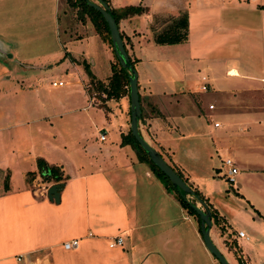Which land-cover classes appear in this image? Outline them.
<instances>
[{"label":"crops","instance_id":"obj_1","mask_svg":"<svg viewBox=\"0 0 264 264\" xmlns=\"http://www.w3.org/2000/svg\"><path fill=\"white\" fill-rule=\"evenodd\" d=\"M58 1L0 0V80L4 82L0 123L49 112L44 118L38 115L11 126L33 129L36 125L35 134H28L30 139H37L43 126L46 130L40 143L28 147L18 168L8 171V179L3 177L0 264L43 260L51 264H216L204 247L199 220L179 205L174 192L167 191L140 160L137 147L120 144V137L129 132L128 91L118 98L101 94L98 101L109 115L101 121L97 145L87 141L79 148L81 154L69 152V142L54 143L56 137H67L64 123L57 129L46 123L69 112L58 113L52 105L46 109L20 103L24 91L12 83L6 66L27 60L39 65L45 61L43 68L49 70L58 68L63 61L53 59L60 56L55 39ZM106 5L110 10L127 6L146 10L117 24L136 72L138 134L203 197L214 215L209 239L227 263L244 264L235 232L254 235L263 217L252 206L255 215L243 225L235 210L241 209L239 201L231 209L218 200L217 193L226 185L223 159H230L238 171L237 189L252 181L264 189V0H108ZM182 12L187 19L186 40L154 44L150 26L161 23L152 17L175 18ZM103 44L113 57L112 49ZM29 47L44 49L22 57L19 49ZM88 83L83 88H89ZM108 103L115 110L112 118ZM88 110L87 105L79 111ZM112 132L118 135L110 141ZM36 159L60 168L64 180L57 203L32 193L40 178ZM1 167L9 169L6 164ZM228 191L233 193L231 187ZM117 237L121 245L109 247ZM73 239L78 241L77 248L63 250L62 243Z\"/></svg>","mask_w":264,"mask_h":264},{"label":"rangeland","instance_id":"obj_2","mask_svg":"<svg viewBox=\"0 0 264 264\" xmlns=\"http://www.w3.org/2000/svg\"><path fill=\"white\" fill-rule=\"evenodd\" d=\"M57 5L56 27L58 31L55 39L59 46L60 56L54 57L53 59L54 62H61L63 59L59 63L58 68L55 70L43 68L45 61L39 65V63L37 64L32 61L20 60L21 62L19 63L14 61L9 62L6 70L12 78V83L24 91L20 96L22 99L21 104H33V106H42L46 109L52 105L57 107H53V109L59 111L58 113L69 112L62 117L46 121V123L48 126L55 127L56 129L60 127L59 125L61 123H64V126L69 130L66 134L67 137H61V139L56 137L54 143L58 145L62 142H69L71 146L68 151L81 154L79 148L81 145L84 146L87 144V141L89 144L93 143V145H97L94 141L97 142V132L101 131V121L105 120V118L107 119L109 115V112L104 107H101L98 101L102 96L101 92H96L92 88L91 91L90 88L86 87L85 89L83 86L85 87L89 79L105 82L110 75L109 65L111 62L114 64L115 61L107 46L93 32V28L87 18L80 15L79 8L69 7L65 0H59ZM81 16L83 22H81ZM76 36H79V39H76ZM50 45L52 46V41L49 42L48 49L51 48ZM42 49L44 48L29 47L28 49L20 48L19 51L22 53V57H26V52H29L30 55L32 53V55H35L40 53ZM64 56L65 59L63 58ZM59 81L62 82V86H51L52 82ZM3 83V80H0V92H2L1 85H4ZM210 93L211 91L209 90L208 95ZM8 95L7 98L10 97ZM15 102L18 101L15 100ZM87 105L89 107L87 113L79 111L80 108ZM112 105L113 103H108L106 106L111 109ZM113 110L114 108L110 111L111 118L113 117L112 114L115 113ZM48 113L46 111H40L38 113L39 118H44L43 116H47ZM38 115L36 114L31 117L25 114L20 117L21 121L8 122L6 119L5 123H0V167L6 164L9 168H0L1 188H5V185L2 184L3 177L5 176L8 179V171L13 167L18 168L21 157L26 154L28 147L35 144L38 140L40 143L42 137H44L42 132L46 130V127L43 126L38 132L39 137L36 139L33 136L30 139L28 134H35V130L37 129L36 125H33V129L30 127L15 128L11 126L19 122H23L24 124L30 122V120H34ZM79 132H82L84 136L79 137ZM117 135L118 133H110V141L112 140L111 137H117ZM87 148H90L89 145H87ZM36 160L34 163H36ZM258 180L262 181L259 175ZM225 184L222 193H217L220 194L217 198L219 201L227 204L231 209H233V206H237V201H239L241 209H239V206L235 208V210H239L237 216L238 221L247 226V222H249L247 219L255 215L252 206L257 208L258 213L263 217V219L259 217L258 231L255 229L254 235L249 236L247 233L241 231L249 238L248 242L238 239L236 243L245 260L244 264H264V189L262 190L260 185L257 188L252 181L250 184L248 182L241 189H237L235 185H232V193L228 191L230 185L226 182ZM189 197L185 196V199L190 200Z\"/></svg>","mask_w":264,"mask_h":264},{"label":"trees","instance_id":"obj_3","mask_svg":"<svg viewBox=\"0 0 264 264\" xmlns=\"http://www.w3.org/2000/svg\"><path fill=\"white\" fill-rule=\"evenodd\" d=\"M104 3H107L108 0H101ZM69 7L79 8L80 15L86 17L87 20L90 22L93 31L95 34L105 42L110 48V40L108 35V30L106 27L105 22L103 21L102 17L98 12L93 10L86 4V0H65ZM146 10L141 8L140 6H127L116 10H110V15L115 21L117 26L118 22L121 19L130 18L132 16H138L145 13ZM81 16V22H83ZM154 22L161 23V26H150V32L152 33V40L156 45H174L180 44L186 40L187 36V19L186 13L182 12L175 18L173 17H163V16H153L152 17ZM113 54V52H112ZM114 65L111 67V75L108 77L106 83L94 81L93 79H89V88L96 90V92H101L105 96V98H118L125 94L128 90V83H127V70L122 69L119 64L117 63L114 55ZM131 66L133 63L129 61ZM92 88V89H91ZM126 88V90H125ZM131 143L135 147L138 148L142 156L140 157L142 161H144L150 168V170L154 173V175L162 182L164 188L167 191L174 192L175 198L178 201L179 205L186 210L189 215H192L198 219L194 211L189 207V202L186 201L185 197H182V194L179 190L174 188L167 180V178L149 161L148 157L145 155V152L141 150V148L137 145V143L133 140L130 133L128 132L125 136H121L120 144L126 145ZM36 169L37 173L41 177L42 182L44 183H55L61 185L64 178L60 171L59 167L49 166L45 164L41 159L36 160ZM183 181L185 180L181 177V174L173 170ZM187 185V184H186ZM188 187L192 190V202L195 201V197L198 200H201L206 205L208 211L210 212L208 205L206 204L203 197L194 189H192L189 185ZM211 219H213V214L210 212ZM199 220V219H198Z\"/></svg>","mask_w":264,"mask_h":264},{"label":"water","instance_id":"obj_4","mask_svg":"<svg viewBox=\"0 0 264 264\" xmlns=\"http://www.w3.org/2000/svg\"><path fill=\"white\" fill-rule=\"evenodd\" d=\"M86 4L93 10L98 12L106 24L111 49L114 57L122 69H126L128 72V99H129V133L137 145L141 148L149 161L167 178L168 182L182 194V197H193L192 190L184 183V181L169 167L161 156L147 143H145L137 131V121L140 117V107L136 86V72L131 66L129 59L123 47L122 40L120 38L117 26L114 19L110 15V9L101 0H96V3H92L86 0ZM61 185H51L46 192L47 200L58 202V191ZM194 204L189 203V207L194 211L199 219V231L204 244L205 249L212 255L218 264H228L218 249L211 243L208 231L211 226V216L206 205L203 201L194 198ZM200 208H198V207Z\"/></svg>","mask_w":264,"mask_h":264},{"label":"built area","instance_id":"obj_5","mask_svg":"<svg viewBox=\"0 0 264 264\" xmlns=\"http://www.w3.org/2000/svg\"><path fill=\"white\" fill-rule=\"evenodd\" d=\"M51 86L52 87H60V86H62V82H60V81L59 82H52ZM201 89L205 90L206 88L202 87ZM208 109L212 110L213 106L209 105ZM213 126L215 128H217L218 124L214 123ZM99 140L100 141L104 140V135L103 134H100ZM222 165L225 168L224 179H225L226 183L229 184L230 187L232 185H235V182H236L235 176L237 175L238 171L233 166L232 161L230 159H224L223 162H222ZM32 188H33L32 193H33V195L35 197L45 198L48 187H47V183L42 182L41 177L38 179L37 182H35L33 184ZM236 237H238L240 239L247 240V237L241 231L236 232ZM77 245H78V241L76 239H73V240H70V241L62 243L61 246H62L63 250L69 251V250L76 249ZM120 245H121V239L119 237H117V238H115L113 240V242H111L109 244V247L120 246ZM18 259H20V258H17V260ZM40 264H51V263H49L47 260H43V262L40 263Z\"/></svg>","mask_w":264,"mask_h":264}]
</instances>
